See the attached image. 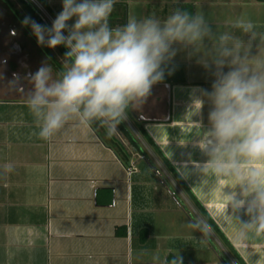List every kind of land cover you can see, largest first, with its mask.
<instances>
[{
	"label": "crops",
	"instance_id": "obj_1",
	"mask_svg": "<svg viewBox=\"0 0 264 264\" xmlns=\"http://www.w3.org/2000/svg\"><path fill=\"white\" fill-rule=\"evenodd\" d=\"M5 1L0 0V22H12L16 11L12 0ZM229 3L239 8L238 18L251 19L264 35V0ZM48 6L58 13L57 3ZM171 63L179 74L166 72L128 115L140 122L206 212L214 220L216 210L228 216L227 225H217L244 264H264V253L252 257L233 235L238 226L227 207L232 183L197 171L206 159L197 140L207 135L210 110L200 90L210 91L213 80L202 78L206 70L195 57ZM37 131L25 99L0 97V264H153L154 254L175 253L182 264H225L213 230L207 243L199 233L190 234L187 222L201 215L138 133L131 130L143 154L98 122L70 120L47 141ZM5 164L13 171L3 173ZM239 217L248 219L243 210ZM255 237L253 245L264 248V239Z\"/></svg>",
	"mask_w": 264,
	"mask_h": 264
},
{
	"label": "clouds",
	"instance_id": "obj_2",
	"mask_svg": "<svg viewBox=\"0 0 264 264\" xmlns=\"http://www.w3.org/2000/svg\"><path fill=\"white\" fill-rule=\"evenodd\" d=\"M118 2L61 0L50 27L29 16L20 21L37 45L67 49L62 70L54 71L46 58L34 73L14 74L9 82L13 88L21 79L30 85L23 94L36 136L47 141L73 119L81 125L98 122L111 135L128 110L138 108L166 72L172 74L171 62L183 51L213 77L211 90H200L210 110L207 135L197 140L206 157L197 171L232 183L227 207L234 214L243 210L248 218L231 215L237 239L264 235V35L246 17L220 30L203 12L180 5L164 18L130 16L110 26ZM12 171L11 164L3 166V173ZM174 203L182 207L181 200ZM186 227L205 243L212 238V226L201 216H193ZM152 261L182 264L178 253L154 254Z\"/></svg>",
	"mask_w": 264,
	"mask_h": 264
},
{
	"label": "rangeland",
	"instance_id": "obj_3",
	"mask_svg": "<svg viewBox=\"0 0 264 264\" xmlns=\"http://www.w3.org/2000/svg\"><path fill=\"white\" fill-rule=\"evenodd\" d=\"M29 1L33 4V6L37 10L40 11V13H42V15L46 18V20L48 21L50 25H51L52 20L55 18L57 12H56V9H53L55 12L54 14L51 8H49L48 3L50 4L51 2L54 1L55 3H57L59 7L58 10L59 11L61 10V0H35L38 2L41 8L36 6L33 0H29ZM143 1H145V3H148V4L150 3V6L148 7V5H145V4L142 5L141 2ZM229 2L230 0L229 1L228 0H119V2L116 5H114L113 12L111 13L109 17V23H110V26L122 25L127 20V18H129L130 16H136L139 18L142 16L150 15V14H155L161 18H164L167 16V14L170 12V10L174 6L180 5L182 7L187 8L191 12H203L206 15V17L215 26H217L218 29L228 30L231 23L235 19L238 18V13H239V8ZM3 3L4 5L7 4L5 0H3L2 4ZM9 3L13 7V9L16 11L15 16L19 22L25 16H29L26 10L23 8L22 4L20 2H17V0L16 2L12 0V2H9ZM32 20L34 19L32 18ZM71 23L72 21H69V24ZM48 51L50 54H48ZM43 56H44V59L49 58L48 59L49 63H53V60L52 59L50 60L51 56L55 58L57 65H59L58 70L59 69L62 70L63 67H65V65L63 64V57L60 56L56 48H48V47L44 48ZM44 59L42 60V62L45 61ZM189 59L190 57L185 52L180 51L174 57L173 61L183 60V63L185 62L184 64H186V61ZM198 68H200V66H198ZM226 70L227 69H225V71ZM176 74H179V73L175 71V67H174L173 75H176ZM202 78H207L206 80H213V77L211 76L210 72L208 73L207 71H205L204 76ZM127 117L129 118L131 122L126 118L124 123L129 129H131L134 133H136L135 127L134 125H132V124H135L134 119L128 114H127ZM173 190L175 191V189ZM189 199L191 200V198ZM219 212L220 211L218 210H216L215 212L213 211V217L216 216L215 221L217 222V224L223 227V225L226 224L225 218L227 219L228 216H225L224 218V215L222 214L223 211L221 212V215ZM235 214L239 216V212ZM231 223L235 224L233 219H231ZM236 233L237 232H233V235H236ZM253 237L251 239L248 238L242 241H243V248H245L244 250L245 251L247 250V252L251 254L252 257L256 258L258 255L264 253V248H261V249L256 248L253 244L256 242V240H258V238L256 237L253 238ZM259 237L260 238L262 237V239H264V235H261ZM218 241L219 242L217 241L215 242V246L219 250V253L222 255V259L224 260V263L225 264H239L238 262L234 260L233 256L228 253L227 248L224 246L222 242H220L219 238H218ZM239 244H240V241H239Z\"/></svg>",
	"mask_w": 264,
	"mask_h": 264
},
{
	"label": "flooded vegetation",
	"instance_id": "obj_4",
	"mask_svg": "<svg viewBox=\"0 0 264 264\" xmlns=\"http://www.w3.org/2000/svg\"><path fill=\"white\" fill-rule=\"evenodd\" d=\"M18 29H21L20 32ZM42 48L47 47L37 45L30 29L22 26L18 19L0 22V97L24 99L23 93L30 88L27 80L21 79L15 88L9 82L14 74L24 78L41 66L44 59Z\"/></svg>",
	"mask_w": 264,
	"mask_h": 264
},
{
	"label": "trees",
	"instance_id": "obj_5",
	"mask_svg": "<svg viewBox=\"0 0 264 264\" xmlns=\"http://www.w3.org/2000/svg\"><path fill=\"white\" fill-rule=\"evenodd\" d=\"M20 2L23 6V8L26 10L27 14L33 18L37 23L41 25L51 26L46 18L40 13L39 10H37L33 4L29 0H17ZM57 49V52L60 54L61 57L64 58V54L67 51L63 46H57L55 47ZM128 114V113H127ZM135 124V130L139 134V136L142 138V140L149 146V148L158 156L159 160L161 161V164L163 167L167 170V172L174 178L176 182H178V185L181 187V189L191 198V202L195 205V207L198 209L200 215L207 220V222L212 226V230L215 232L217 237L219 238L220 242L224 244V246L227 248L228 253L231 254L236 262L239 264H244L243 260L240 258L237 251L232 247V245L229 243V241L224 237L223 233L220 231L219 227L216 225V223L213 221V219L208 215V213L205 211L203 206L197 201V199L191 194V192L188 190L186 185L181 181L178 174L175 172L173 167L170 165V163L167 161L165 156L159 151L158 147L155 145V143L152 141L150 136L147 134L145 129L141 126L140 122L134 120ZM117 133L120 135L121 139H125L129 146L132 148H135L142 154L144 151H142V148L140 147L136 137L133 135L131 130L126 126L124 122H122L120 125H118L115 129ZM218 255L222 258V256L218 253Z\"/></svg>",
	"mask_w": 264,
	"mask_h": 264
},
{
	"label": "water",
	"instance_id": "obj_6",
	"mask_svg": "<svg viewBox=\"0 0 264 264\" xmlns=\"http://www.w3.org/2000/svg\"><path fill=\"white\" fill-rule=\"evenodd\" d=\"M141 120H143V119H141ZM167 120H168V118L165 119V121H167ZM114 131L116 132V130H114ZM116 134H117L118 138L120 139V135L117 132H116Z\"/></svg>",
	"mask_w": 264,
	"mask_h": 264
},
{
	"label": "built area",
	"instance_id": "obj_7",
	"mask_svg": "<svg viewBox=\"0 0 264 264\" xmlns=\"http://www.w3.org/2000/svg\"><path fill=\"white\" fill-rule=\"evenodd\" d=\"M34 1V3L36 4V6H38V7H40V5L38 4V2L37 1H35V0H33ZM41 8V7H40ZM137 133V132H136ZM135 133V134H136Z\"/></svg>",
	"mask_w": 264,
	"mask_h": 264
}]
</instances>
